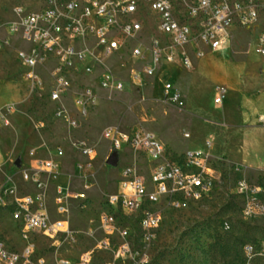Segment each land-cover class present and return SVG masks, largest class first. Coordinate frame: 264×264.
Returning a JSON list of instances; mask_svg holds the SVG:
<instances>
[{"label": "rangeland", "instance_id": "374dc122", "mask_svg": "<svg viewBox=\"0 0 264 264\" xmlns=\"http://www.w3.org/2000/svg\"><path fill=\"white\" fill-rule=\"evenodd\" d=\"M45 1L0 0V37L5 36L7 21L13 18L16 6L35 9L45 5ZM250 1L257 5L261 2ZM147 15L144 43L152 36L148 24L154 15L149 12ZM230 28L229 47L217 52L208 49L202 57L193 60L189 69L180 64L167 65L160 67L153 76L144 77L140 73L139 59L128 54L115 55L105 66L97 65L94 76L111 70L114 77L123 80L124 87L116 91L93 88L98 100L84 117L78 116L70 103L62 107L50 101L45 88H32L25 78V66L17 58L16 49L25 46L21 40L12 37L0 48V109L3 111L7 104L12 107L11 112H5L7 125L0 127V185L12 174L19 193L33 192L34 186L21 180L12 161L19 158L27 166L33 163L29 150L33 151L34 158H52L60 148L63 151L60 175L56 179L42 176L48 182L46 204L49 211L54 212L51 194L56 180L71 190H82L86 194V199L72 198L70 203L72 237H37V253L45 256L48 264L58 259L73 263L80 252L92 249L101 237L96 229V219L105 209L104 196L115 190L120 165L132 160L127 152H120L115 166L106 163L108 145L101 132L107 126L149 130L165 144L170 160H179L185 149H205V140L211 138L209 166L215 169V178L211 191L197 202L182 209L169 206L161 209L160 222L150 231L141 229L137 215L131 225L127 223L129 219L125 222L131 232L129 253L117 256L113 251L116 242H112L109 249H94L89 264L243 263V246L246 243L257 246L264 241V217L242 215L241 209L247 199L240 198L234 185L240 177L251 183L264 184V168L246 166L240 159V144L246 139L252 162L258 164L264 160V130L245 127L240 133L233 128L237 107L230 100L231 92L227 91L225 95L229 102L216 105L213 88L218 81L204 74L201 68L203 64L208 65L213 73L221 75L222 61L226 57L233 61L246 60L249 69L257 73L256 66L262 57L254 51L255 40L264 32V14L261 13L254 24L235 23ZM153 31L157 35L155 28ZM131 67L139 73L138 79L129 78ZM189 78H193L190 86L186 82ZM162 79L183 92L184 107L178 109L162 100L159 84ZM56 110L69 111V116L77 120L76 127L69 126L64 114H57ZM185 133L189 136L185 137ZM82 143L93 148V159L84 156L80 149ZM9 200L10 191L1 192L0 238L8 246L20 248L25 241L24 233L18 231L17 217L10 213L16 209L15 202ZM91 229L95 230L88 235ZM252 261L264 264V256H255Z\"/></svg>", "mask_w": 264, "mask_h": 264}, {"label": "built area", "instance_id": "2783aa9c", "mask_svg": "<svg viewBox=\"0 0 264 264\" xmlns=\"http://www.w3.org/2000/svg\"><path fill=\"white\" fill-rule=\"evenodd\" d=\"M45 3L35 9L16 6L13 18L7 21L5 36L0 37V48L12 37L21 40L25 46L16 49L17 58L25 66V78L32 88H45L50 101L62 107L72 104L81 117L98 100L93 88L116 91L124 87L123 80L114 77L111 70L94 76L97 65L105 66L115 55L128 54L139 59L144 77L153 76L167 65L180 64L189 69L193 60L208 49L229 47L233 24L251 25L264 14V0L258 5L250 0H46ZM148 12L154 15L148 24L152 36L144 43ZM255 43L254 51L262 57L259 72L264 74V32L257 35ZM129 73L130 79L140 77L134 67ZM159 82L162 100L178 109L184 107L182 92L167 79ZM213 91V102L221 105L226 86L216 84ZM1 110L0 127L7 125L6 113L12 107L7 104ZM56 112L64 114L69 126L76 127L77 120L69 116V111ZM101 137L107 141V156L112 151L117 156L127 152L132 160L120 165L115 190L104 196L105 209L96 219L101 237L94 247L80 252L73 263L58 259L53 264H89L94 249H109L112 242H116L113 251L117 256L127 255L131 236L127 223L135 222V214H143L144 225L140 227L150 231L158 226L161 209L188 207L213 187L215 169L209 166L211 138L205 140V149H185L179 160H170L165 144L149 130L107 126ZM80 149L89 160L94 158L91 146L82 143ZM28 155L33 163L26 166L20 162L16 166L13 160L12 165L23 182L34 186V191L19 193L12 174L0 185V202L1 192L10 191L9 202H15L16 207L10 213H16L18 231H23L25 241L16 248L0 238L1 254L12 264H48L47 258L37 253V237H72L70 203L72 198L86 199V194L56 180L51 194L54 212H50L46 204L48 182L42 176L56 179L60 175L63 151L57 148L52 158H34L32 150ZM234 185L240 198L248 200V208L241 209L242 215L264 217V184L240 177ZM243 247V263L234 264H259L252 259L264 255V241L257 246L246 243Z\"/></svg>", "mask_w": 264, "mask_h": 264}, {"label": "crops", "instance_id": "0c3cea01", "mask_svg": "<svg viewBox=\"0 0 264 264\" xmlns=\"http://www.w3.org/2000/svg\"><path fill=\"white\" fill-rule=\"evenodd\" d=\"M247 64L246 60L233 61L224 57L222 61L224 70L220 73L221 75L213 73L208 65L201 66L204 74L214 77L218 81L216 84L226 86L227 91L231 92L230 100H233V105L237 107L235 121L232 124L233 128L240 133L245 127L264 130V74L259 72V64L256 66L257 73L250 70ZM192 79L186 80L189 86L192 84ZM174 87L176 88V86ZM227 98L226 96L223 100L225 103L229 102ZM223 120H225V116H223ZM224 124L226 125L227 122ZM248 143L246 139L241 141V163L252 168H264V160L259 161L258 164L252 162V155L248 152Z\"/></svg>", "mask_w": 264, "mask_h": 264}, {"label": "bare ground", "instance_id": "6f19581e", "mask_svg": "<svg viewBox=\"0 0 264 264\" xmlns=\"http://www.w3.org/2000/svg\"><path fill=\"white\" fill-rule=\"evenodd\" d=\"M244 208H248V200H247V203H246V205H245ZM135 215H137L139 217V224H140V226H143L144 225L143 214H139V215L138 214H135ZM14 216L17 217L16 213H14ZM261 256H264V255H261ZM0 264H12V262L9 263V258L8 257H2L1 248H0Z\"/></svg>", "mask_w": 264, "mask_h": 264}, {"label": "water", "instance_id": "95a60500", "mask_svg": "<svg viewBox=\"0 0 264 264\" xmlns=\"http://www.w3.org/2000/svg\"><path fill=\"white\" fill-rule=\"evenodd\" d=\"M117 160H118V157H117L116 152L112 151L108 154L107 159H106V163L111 165V166H115L117 164ZM20 162H21V160L19 158L15 159L16 166H19Z\"/></svg>", "mask_w": 264, "mask_h": 264}]
</instances>
